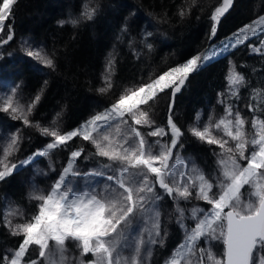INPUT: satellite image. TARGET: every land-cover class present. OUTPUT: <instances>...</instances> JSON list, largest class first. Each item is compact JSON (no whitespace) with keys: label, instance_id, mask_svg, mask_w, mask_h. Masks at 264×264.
<instances>
[{"label":"snow or ice","instance_id":"1","mask_svg":"<svg viewBox=\"0 0 264 264\" xmlns=\"http://www.w3.org/2000/svg\"><path fill=\"white\" fill-rule=\"evenodd\" d=\"M16 2L17 0H2L0 3V30L6 27L5 21L12 15ZM233 4L234 0H222L220 6L215 7L210 16L213 22L212 37L216 34L221 18ZM95 14L96 9L90 6L89 0V5L84 8L80 17L61 20L59 23L62 26L66 23L77 26L81 19L92 20ZM258 33L264 34V15L238 29L219 51L212 47L171 67L151 83L131 91L126 89V94L121 95L103 112L92 116L78 129L61 132L55 126V121L53 126L37 125L41 135L52 139L44 149L38 150L29 160L19 164L8 161V157L19 150L21 143L19 130L12 133L10 143L3 149L4 158L0 159V181L36 157H50L54 150L67 145L75 137L89 141L96 149L92 155L107 158L110 163L103 164L102 170L81 172L75 165L81 158L83 149L71 151L50 191L45 193L34 187L29 199L39 202L38 211L30 219L25 218V222L13 226L5 216L10 234L22 235L23 238L17 248L7 250L12 255L5 253L0 264H57V256L59 264H63L68 241H74L80 250L75 264H147L148 257L152 255L148 245L164 243L161 238L159 210V202L163 197L157 190V185L176 202V222L185 233L184 240L165 260V264H193L191 257L197 251L200 256L195 264H206V261L207 264H264V115L256 114L264 113V108L259 107V104L247 105L249 112L253 113L251 125L255 129L251 139L245 132V117L238 109L234 110L231 104L225 106L226 116L221 117L218 122L211 123L212 117H209V123L202 130L197 126H190L193 136L209 145H218L220 149L219 152H214L218 168L215 177L206 175L194 163L188 168L189 162L179 152L184 147V133L173 118L176 94L185 86L190 75L220 52L235 49ZM12 38V35L8 36V40ZM3 43H7V40ZM22 47L27 56L40 61L43 66L55 69L54 54L50 57L46 51L36 48L28 41H24ZM147 47L151 49L152 45L148 43ZM255 50L264 51V40L261 41V47ZM113 64L114 60L110 58L106 67L109 74L105 77L107 86L98 89L100 93L107 92L113 86L110 79ZM226 80L232 96H238L236 89L248 83L245 75L235 68L230 69ZM18 88L19 86L13 87L12 94L0 92L3 100L0 111L9 113L13 120H23L24 125L28 126V115L40 97L37 96L33 104L25 109L14 100ZM168 91L171 92L168 131L157 127L148 133L153 137H167L170 133V143H162L160 140L155 142L159 146L157 151L133 125L154 124L155 121L149 119V113L140 106L149 104V101L158 99L160 93L167 94ZM259 92V89H253V99ZM59 115L58 113L57 117ZM128 118L131 119V124ZM199 119L198 114L197 120ZM125 125L126 129L122 127ZM213 128H222L224 136L235 142L234 147L229 145L228 139L213 135ZM52 167L50 162L49 168ZM73 177L76 179L73 180ZM90 177H100L106 182L102 188L98 183L90 182L77 187L81 178L88 181ZM246 185L253 189L250 196L255 197L254 201L249 199L242 202L241 190ZM217 188L219 191H214ZM193 198L210 207L205 209L193 206L186 210L179 205L180 200L191 201ZM188 219L195 223L189 226L185 222ZM138 222L145 226L137 229ZM163 235L166 236L167 233L164 232ZM201 240H222L223 258H217L210 249L200 248ZM30 246H38V256L35 259L31 258ZM126 249L131 250L129 255H124ZM88 254L94 259H84Z\"/></svg>","mask_w":264,"mask_h":264},{"label":"trees","instance_id":"2","mask_svg":"<svg viewBox=\"0 0 264 264\" xmlns=\"http://www.w3.org/2000/svg\"><path fill=\"white\" fill-rule=\"evenodd\" d=\"M221 3L222 0H90V6L96 9L94 19H81L77 26L71 23L62 26L59 23L61 20L80 17L89 0H17L12 15L5 21L6 27L0 30V79L6 77L1 73L3 68L18 67L22 89L32 93L33 102L37 96L40 97L34 103L31 114L47 117L53 110L60 109L62 129L70 130L85 120L95 107L94 103L90 105L89 98L93 101L100 99L103 105L112 104L125 94L121 92L125 88L150 81L169 67L204 53L216 41L218 45L227 34L264 11V0H234L212 37L210 16ZM181 12L184 14L181 15ZM9 35L13 36L11 40H8ZM6 40L7 43H3ZM24 41L46 51L50 57L54 54L55 69L43 66L35 58L30 59L22 50ZM148 43L152 45L151 49L147 47ZM108 52L114 57L110 76L113 86L100 93L98 89L107 86L100 77V69ZM232 68L244 74L248 81L245 86L236 89L238 96L231 95L226 80ZM253 89L260 90L255 99ZM170 101L171 92L168 91L144 105L165 131H168L166 119ZM221 101L232 103L247 116L253 115L248 110L249 104H259L264 108V54L250 51L248 41L235 49L220 52L192 73L176 94L173 118L184 133V147L179 152L192 148L194 152H202L208 160L205 145L204 148L201 144L192 145L185 125L207 107H220L223 104ZM26 134L27 138L21 140L11 163L29 160L32 150L38 152V130H26ZM161 140L168 143L170 133ZM59 148L60 156L56 157L58 161L53 166L60 167L59 172L67 163L71 151L76 149H83L78 160L109 163L107 158L92 155L96 152L93 145L81 137H75ZM54 154L36 157L35 160L39 159L42 166L49 169ZM19 169L0 181V192H7L18 204L26 200ZM169 230L170 233L176 230L173 222ZM22 238V235H11L0 224V261L5 253L10 254L8 249L18 247ZM173 241L169 235L164 244L169 245ZM84 259L90 260L88 257Z\"/></svg>","mask_w":264,"mask_h":264},{"label":"rangeland","instance_id":"3","mask_svg":"<svg viewBox=\"0 0 264 264\" xmlns=\"http://www.w3.org/2000/svg\"><path fill=\"white\" fill-rule=\"evenodd\" d=\"M109 6V3H107ZM264 15V11L258 13L256 16H254L249 22H246L242 24L239 28H237L235 31L230 32L229 34L224 37L218 45H216L217 41L212 47H215L218 51L220 50L221 46L223 44L228 43L229 38L233 36L234 33L238 31L241 27H243L246 24L252 23L254 20H257L260 16ZM264 40V34H257L255 37H250L248 40L249 45H253L254 47H250V51L256 52V53H262L264 54V51L257 52L255 48H260L261 47V41ZM33 45V44H31ZM22 50L24 48L22 47ZM115 50V49H114ZM26 53V51L24 50ZM223 52V51H222ZM116 53V50H115ZM30 58V57H29ZM113 59L112 53L108 52L104 59L102 60V69H100V77L102 80H105V77L108 76V72H106V67L108 64L109 59ZM31 59V58H30ZM187 61V60H186ZM185 61V62H186ZM27 63L30 64V60H27ZM33 63V62H32ZM184 63V62H182ZM181 63V64H182ZM178 64L174 65L177 66ZM171 66V67H174ZM2 67V64H0V69ZM171 67L166 69L165 71L161 72L159 75L163 74L164 72L168 71ZM113 69V67H112ZM6 77L4 79H0V92L6 91L8 94L11 93V89L13 87L19 86L17 93L14 96V100H17L19 103H21L25 109L29 104L33 102V97L31 96L32 93L28 94L26 93L22 88V82L20 73H19V68L18 67H13V68H3L1 71ZM112 73V71H111ZM158 75V76H159ZM158 76H156L154 79H156ZM154 79H151L150 81L144 82L142 84L138 85H131L121 92H125V90H134L135 88H138L144 84L151 83ZM126 94V92H125ZM90 105L94 103V108L92 112L89 114V116L72 127L70 130L63 131L62 129V113L60 109L53 110L49 116L44 117L43 115H32L31 113L28 115V118L30 120V125L26 126L23 123V120H13L10 117L9 113H4L0 111V159H3V149L4 147L7 146L8 143H10L11 139V134L17 132L19 130L18 134L21 138V140H24L27 138L26 130H32V129H37L39 134H40V139L38 140V150H42L45 147H42V144H44L46 141H51V137H46L41 135L40 130L38 129L37 125L48 127V126H53V122L55 121V126H57L61 132H68L72 131L74 129L80 128L86 121H88L92 116L97 114L98 112H103L106 108H109L112 104L109 103V105H103L102 101L99 102L98 99H88ZM229 104L223 103L220 107H207L205 111H202L199 113L200 119L197 120V117L192 119L191 121L186 122V129L188 131V135L192 139V145L194 146H199V144L202 145L201 148H204L203 145H205L206 149L205 151L207 152L208 155V160L206 159V156L202 152H194L192 148L190 149H184L183 151L180 152V155L186 159L188 163V168L190 169L192 167V164L194 163L199 169H202L204 173L208 176L215 177L218 173V168H217V156L214 155V152H219L220 149L218 145H209L206 142H201L198 138L192 135L190 129V126H197L202 130L203 126L209 123V117H212L211 123H216L219 121L221 117L226 116V113L224 111L225 106ZM232 105V103H231ZM3 106V100L0 98V107ZM208 106V105H206ZM141 109L145 112L149 113V119L155 121V116L154 114H151L148 110L144 108V105L140 106ZM233 109L236 110L237 108L232 105ZM239 110V109H238ZM60 114L59 117H57V114ZM169 113V112H168ZM170 114V113H169ZM241 114L245 117L246 119V124H245V132L247 133V136L249 139H251L254 134H255V129L252 128L251 125V117L252 116H247L244 115V113L241 112ZM197 116V115H196ZM169 117V116H168ZM168 117L166 121H168ZM129 124H131V119L128 118ZM135 126L143 135L146 141L150 144H153L154 150L158 151L159 146L155 144L157 140H160L162 143H164L161 138L162 137H153L149 136L148 133L150 131L155 130V128L160 127L163 128L158 122L155 121L154 124L151 126L149 125H133ZM123 128H127V126H122ZM213 135H216L218 137H223L224 139L229 140V145L234 147L233 141L230 140V138L224 136V133L222 131V128L220 130L212 129ZM249 132V133H248ZM115 133V129L113 128V134ZM166 139V137H165ZM170 143V140L169 142ZM251 148V145L248 146ZM95 149V148H94ZM60 148H57L54 150L52 153L55 152V156L52 158V165L54 166V163L57 164V158L60 156ZM96 151V149H95ZM17 152V151H16ZM16 152L8 157V161H12L13 158L16 155ZM35 150H32L29 154L35 153ZM28 154V155H29ZM28 155L25 157L27 158ZM18 163V162H16ZM110 163V162H109ZM243 163V162H241ZM107 164L104 162H97V161H91L87 160L83 162L82 160H78L76 162V168L81 171V172H89L91 170H102V165ZM58 168L60 167H52L49 169H45L44 166H42L41 161L38 160H32L29 164L24 165L20 167L19 169V178L20 182L22 184V189L25 194L26 200H24L21 203H16L7 192H0V224L4 227V229L10 233L9 228L6 226L7 221L5 220V216H7V219L11 221L13 226H15L18 223H23L25 222V218L30 219L31 215L36 213L38 211L37 209V204L39 203L38 201L31 200L29 199L30 194L33 192V189L37 190H43L45 193L50 191L51 185L54 183V181L57 179L58 175L60 172L58 171ZM54 169V170H53ZM76 179V178H75ZM73 179V180H75ZM154 180V177H152ZM98 183L99 187H103V184L106 181L101 180L100 177H90L88 181H86L84 178H81L77 184V187H82L85 183ZM157 190L160 192V195L163 197V199L159 202V210H160V221H161V229H162V236L161 238L163 240L168 239L170 235V239H173L174 241L172 243L160 245H148L149 248L152 250V255L148 257L147 264H165V260H167L171 254L173 253V250L177 248L178 245L181 244V242L184 240L185 233L184 230L180 227V225L176 222V213H175V204L176 202L173 201L170 197H168L163 190L158 188L157 185ZM194 191V190H193ZM214 191H219V189H214ZM253 191L251 186L246 185L242 190H241V199L242 202H247L249 199H252L253 201L255 200V197H251L250 194ZM179 205L186 210L191 209L193 206L201 207V208H209L210 205H207L203 201H198L195 198H193L191 201H184L180 200ZM186 215L190 216L189 212H186ZM173 222L176 226V230L172 233H170L169 226ZM189 226H192L195 222L191 219H188L185 221ZM145 225L142 222H138L136 225V228H142ZM166 232L167 235L164 236L163 233ZM145 238L146 235H145ZM221 242V245L219 243ZM67 247L68 251L65 253V260L63 264H69V261H71V264H75V258L80 256V250L77 249L76 243L74 241H68L67 242ZM200 248H205V249H210L214 255L217 258H223V242L222 240H201L199 244ZM31 248V258L35 259L38 256V246H30ZM131 253L130 249H126L124 252V255H129ZM12 255V253L8 254ZM199 252H195L191 259L193 261V264H195V261L199 259ZM86 257L88 259L92 260L94 257L91 254H88ZM55 260L57 264H59V257H55ZM205 261H206V256H205ZM207 264V261H206Z\"/></svg>","mask_w":264,"mask_h":264},{"label":"water","instance_id":"4","mask_svg":"<svg viewBox=\"0 0 264 264\" xmlns=\"http://www.w3.org/2000/svg\"><path fill=\"white\" fill-rule=\"evenodd\" d=\"M225 211H227V209ZM223 252H224V245H223Z\"/></svg>","mask_w":264,"mask_h":264}]
</instances>
